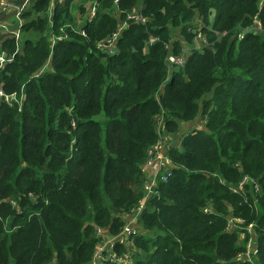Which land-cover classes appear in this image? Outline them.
<instances>
[{
    "label": "trees",
    "instance_id": "trees-1",
    "mask_svg": "<svg viewBox=\"0 0 264 264\" xmlns=\"http://www.w3.org/2000/svg\"><path fill=\"white\" fill-rule=\"evenodd\" d=\"M83 1L57 3L52 27L29 18L49 1L33 3L22 30L37 35L0 69L3 90L23 93L20 110L0 104V264H89L95 228L118 233L143 197L157 122L175 134L199 114L204 129L168 149L174 168L139 216L130 264H264V0H144L146 23H130L114 55L96 47L117 24L113 0H99L86 37L65 27L69 38L50 48L46 33L73 23ZM254 18L263 31L239 40ZM198 23L211 45L168 74L166 56L183 44L173 32L190 42ZM0 46L14 49L6 37ZM248 224L251 261L237 258Z\"/></svg>",
    "mask_w": 264,
    "mask_h": 264
},
{
    "label": "built area",
    "instance_id": "built-area-1",
    "mask_svg": "<svg viewBox=\"0 0 264 264\" xmlns=\"http://www.w3.org/2000/svg\"><path fill=\"white\" fill-rule=\"evenodd\" d=\"M37 0H0V36L6 37L13 40L14 49L12 52L5 51L0 46V69L5 65L12 61L13 54L18 53L17 46L19 37L23 35V25L25 24L26 18L23 13L30 8L33 3ZM49 4L47 8L42 11H31L29 18L35 19L38 15H42L45 13L47 18L49 27L53 26V9H54V0H48ZM144 0H138L130 10L124 11L118 8V4L120 0H113V15L117 20L116 29L103 37L102 40L96 43L97 49L103 53L104 55H114L118 51V40L125 28L129 26L131 23L139 24L146 23L147 17L143 14L144 8ZM99 0H90L86 6V10L80 14V10L75 9L73 11V15L75 17V21L78 23H68L59 28L58 32H54L49 30L46 35L50 42V48L58 40H63L69 38V34L66 32L65 27H70L71 30L80 35L86 37V31L84 29V25L86 22H91L94 16L96 15ZM191 31L193 32V37L190 42H183L181 49L174 53L171 49L166 56V66L168 69V74H170L174 69H179L184 66L185 60L191 51L201 50L206 46H210L211 43L207 40L206 36L201 32V27L199 23L194 26ZM249 31L250 33H259L263 31L261 22L258 18H254L253 25L245 28L244 31L238 34V39H242L244 32ZM225 32L221 33L224 35ZM182 38L184 36L181 34ZM156 37H152L149 41L146 42V45H151ZM177 40V38L173 35L171 41ZM48 65V61L46 62ZM46 68V65L42 67L38 73L33 76H38L41 74ZM23 102V93L22 89L18 92L11 91L5 92L0 83V104H5L8 107H15L16 110H20L21 104ZM205 121V120H204ZM186 133L183 131H179L176 133L178 138L181 140L182 135ZM170 147L169 142L167 141L166 135L159 136V139L156 143L147 150V158L145 159L142 169L145 175V184L143 187V197L138 202V204L133 208L129 213L124 214V225L120 229V231L116 234H110L108 231L101 227L95 228V234L100 238V242L97 244L95 249L93 258L90 263L93 264H101L105 260L113 261L118 264H130L132 260L134 248V236L141 233L142 229L138 225V219L140 214L142 213L146 201L149 197L156 194V185L159 181H166L167 178L171 175V170L174 168V165L171 159L168 156V149ZM151 168L153 171L152 178H147L145 174V169ZM248 178L244 177L243 180L239 183V185L232 189V192H237V189H241L243 183ZM255 191L259 190V186L254 182ZM12 206H14L13 201H9ZM209 208H204L203 211L206 212ZM231 227H234L237 223H242L243 221L240 218H232L230 217ZM253 224H248L244 230V232L239 233L240 240L245 237V232L248 233L249 239L245 243V250L238 254L237 258L239 260H247L251 261L257 251L254 239L252 237L253 234ZM120 245L123 247L125 253L122 255L117 253L116 246Z\"/></svg>",
    "mask_w": 264,
    "mask_h": 264
},
{
    "label": "crops",
    "instance_id": "crops-1",
    "mask_svg": "<svg viewBox=\"0 0 264 264\" xmlns=\"http://www.w3.org/2000/svg\"><path fill=\"white\" fill-rule=\"evenodd\" d=\"M173 35H174V36L177 38V40H179L181 43L184 42V39L182 38L181 33H180L179 30L174 31V32H173ZM202 121L204 122L203 117H202ZM193 122H194V120L191 121V122H189V123H187V124H184V125H183V131H184V132H188V131L193 130L194 128H201L200 126H201V125H204V123H202L201 120L198 121V119H197V121H195V122H198V124L200 125L199 127H198L197 125H193ZM162 133H163V130H162ZM163 134L167 136V141L169 142L170 146H171V145H177V146L180 145L181 140L178 138V135H177L176 133H175V134H171V133H163ZM145 170H146V171H145L146 177H147V178H152V176H153V171H152V169H151V168H146ZM240 241H241V240H240ZM89 264H93V263H89Z\"/></svg>",
    "mask_w": 264,
    "mask_h": 264
},
{
    "label": "rangeland",
    "instance_id": "rangeland-1",
    "mask_svg": "<svg viewBox=\"0 0 264 264\" xmlns=\"http://www.w3.org/2000/svg\"><path fill=\"white\" fill-rule=\"evenodd\" d=\"M62 1H63V0H54V3H53L54 7H55V5H56L57 3H62ZM89 1H90V0H85V1H83V7H85V8H84V11L86 10V6H87V4L89 3ZM53 10H54V9H53ZM84 11H83V12H84ZM80 14H81V13H80ZM40 16L44 17V16H46V15H45V13H42V15H40ZM75 23L77 24L78 22L75 21L74 24H75ZM177 30H178V29H176L175 31H177ZM74 32H75V31H74ZM36 35H37L36 30L24 31V32H23L22 37H19L20 39L18 40V46H17V50H18V52H19L20 54L22 53V47H21L22 42H23L24 40H26V39H35ZM1 38H2V37L0 36V39H1ZM197 119H198V121L201 120V122L204 123V122L202 121V115L199 114V115L197 116V118L194 119V122H193V125H197V126L199 127L200 125L198 124V122H195V121H197ZM156 127H157V129H158V131H159V135H162V125H161V123H160V122H157ZM200 127H201L200 129H204V125H201Z\"/></svg>",
    "mask_w": 264,
    "mask_h": 264
}]
</instances>
